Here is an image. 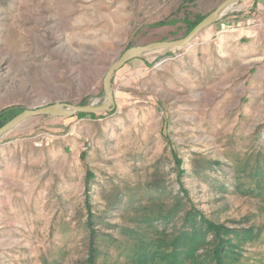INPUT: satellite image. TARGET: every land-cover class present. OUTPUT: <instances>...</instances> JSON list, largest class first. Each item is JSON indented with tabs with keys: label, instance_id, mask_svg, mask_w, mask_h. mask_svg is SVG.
Wrapping results in <instances>:
<instances>
[{
	"label": "rangeland",
	"instance_id": "374dc122",
	"mask_svg": "<svg viewBox=\"0 0 264 264\" xmlns=\"http://www.w3.org/2000/svg\"><path fill=\"white\" fill-rule=\"evenodd\" d=\"M224 1L0 0V127L26 109L102 104L126 50L183 38ZM254 12L236 2L188 44L128 61L111 111L32 116L0 137V264H161L183 232L206 239L188 262L217 264L204 219L231 231L225 264H264Z\"/></svg>",
	"mask_w": 264,
	"mask_h": 264
},
{
	"label": "water",
	"instance_id": "95a60500",
	"mask_svg": "<svg viewBox=\"0 0 264 264\" xmlns=\"http://www.w3.org/2000/svg\"><path fill=\"white\" fill-rule=\"evenodd\" d=\"M245 0H225L218 8L204 18L188 35L174 41H161L149 43L145 46L132 47L126 50L120 59L115 62L107 71L104 78V91L106 94V101L100 105H72L64 103H55L40 107L38 109H26L20 114L16 115L6 124L0 127V137L7 131L13 129L25 119L38 115H55V116H71L78 112H97V111H111L115 105L111 89V80L115 71L125 65L128 61L141 56L144 52L161 49V48H176L188 44L194 39L204 28L216 21L219 16L227 9L233 6L236 2Z\"/></svg>",
	"mask_w": 264,
	"mask_h": 264
},
{
	"label": "trees",
	"instance_id": "16d2710c",
	"mask_svg": "<svg viewBox=\"0 0 264 264\" xmlns=\"http://www.w3.org/2000/svg\"><path fill=\"white\" fill-rule=\"evenodd\" d=\"M194 28V27H193ZM192 28V29H193ZM16 116V115H15ZM13 116L12 118H14ZM9 120H5L1 126L6 124ZM205 223L202 224L204 228H207L212 232V239L207 241V243L212 244L211 249L208 251L207 255L209 258L217 260V264H225L222 261V258L228 257L230 254H234V244L230 237L227 235L231 232L228 227L223 224L215 223L211 220L204 219ZM183 238L179 237L178 241H174V248L169 249V245H161L162 250H158L153 256L160 258L161 264H207L204 263L201 259L197 261H187L188 258L193 256L194 251L198 250L200 241L206 242V239L201 235V233L194 232L192 238L190 239L189 233H181ZM198 238H197V237ZM173 243V244H174ZM93 254H95V249ZM181 256H184L183 258Z\"/></svg>",
	"mask_w": 264,
	"mask_h": 264
},
{
	"label": "crops",
	"instance_id": "0c3cea01",
	"mask_svg": "<svg viewBox=\"0 0 264 264\" xmlns=\"http://www.w3.org/2000/svg\"><path fill=\"white\" fill-rule=\"evenodd\" d=\"M251 5L255 10L253 13L254 21L258 20L264 25V0H251Z\"/></svg>",
	"mask_w": 264,
	"mask_h": 264
}]
</instances>
